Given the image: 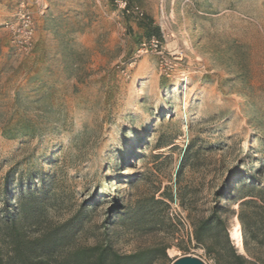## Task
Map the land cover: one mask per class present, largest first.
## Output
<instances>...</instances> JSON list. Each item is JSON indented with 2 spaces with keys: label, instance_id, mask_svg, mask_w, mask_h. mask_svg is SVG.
Here are the masks:
<instances>
[{
  "label": "rangeland",
  "instance_id": "obj_1",
  "mask_svg": "<svg viewBox=\"0 0 264 264\" xmlns=\"http://www.w3.org/2000/svg\"><path fill=\"white\" fill-rule=\"evenodd\" d=\"M129 1L142 18L109 0H0V191L7 176H40L52 222L80 215L78 244L164 243L172 262L210 264L192 231L214 191L239 171L264 186V0ZM22 4L36 24L28 54L5 27ZM151 37L162 55L138 52ZM152 198L166 206L132 229L122 214ZM229 230L245 254L237 218Z\"/></svg>",
  "mask_w": 264,
  "mask_h": 264
},
{
  "label": "trees",
  "instance_id": "obj_2",
  "mask_svg": "<svg viewBox=\"0 0 264 264\" xmlns=\"http://www.w3.org/2000/svg\"><path fill=\"white\" fill-rule=\"evenodd\" d=\"M149 30L150 36L162 39L160 28ZM192 149L191 143L184 162L192 155ZM261 173L252 175L239 171L235 176L225 178L213 193L214 203L208 214L193 223L194 247L204 251L210 264H264V186L258 178ZM39 180L43 183L40 176L29 183L24 180L15 182L11 176L5 179L0 191V264L172 262L167 253L171 246L164 243L129 254L118 252L109 242L90 246L78 244L76 237L83 225L80 215L63 223L52 222L47 216V193L37 185ZM232 204L237 209H232ZM165 206L161 200H143L138 202L134 211L122 216L136 217L132 229L145 231L152 227L146 217L153 215L155 210L161 212L160 207ZM117 210L119 212L121 208L118 206ZM232 217L238 220L245 254L239 252L232 240L238 242L234 231L231 238L229 223ZM179 249L188 251L182 247Z\"/></svg>",
  "mask_w": 264,
  "mask_h": 264
},
{
  "label": "built area",
  "instance_id": "obj_3",
  "mask_svg": "<svg viewBox=\"0 0 264 264\" xmlns=\"http://www.w3.org/2000/svg\"><path fill=\"white\" fill-rule=\"evenodd\" d=\"M109 1L122 17L135 16L140 19L144 16L140 8L133 6L129 0ZM5 27L10 31L12 48L20 54L30 53L34 44L36 24L33 15L24 7V4L21 5V9L15 18L7 22ZM138 52L140 54L155 53L162 55V42L156 37H151L141 43Z\"/></svg>",
  "mask_w": 264,
  "mask_h": 264
},
{
  "label": "water",
  "instance_id": "obj_4",
  "mask_svg": "<svg viewBox=\"0 0 264 264\" xmlns=\"http://www.w3.org/2000/svg\"><path fill=\"white\" fill-rule=\"evenodd\" d=\"M171 264H207V263L198 256L185 255L175 259Z\"/></svg>",
  "mask_w": 264,
  "mask_h": 264
},
{
  "label": "crops",
  "instance_id": "obj_5",
  "mask_svg": "<svg viewBox=\"0 0 264 264\" xmlns=\"http://www.w3.org/2000/svg\"><path fill=\"white\" fill-rule=\"evenodd\" d=\"M154 25H156V23L154 22Z\"/></svg>",
  "mask_w": 264,
  "mask_h": 264
}]
</instances>
